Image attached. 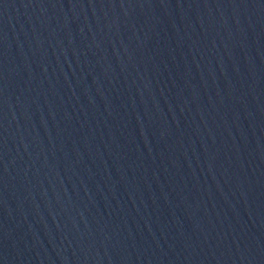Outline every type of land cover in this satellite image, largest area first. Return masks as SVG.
Wrapping results in <instances>:
<instances>
[{"label": "water", "instance_id": "1", "mask_svg": "<svg viewBox=\"0 0 264 264\" xmlns=\"http://www.w3.org/2000/svg\"><path fill=\"white\" fill-rule=\"evenodd\" d=\"M0 264H264V0H0Z\"/></svg>", "mask_w": 264, "mask_h": 264}]
</instances>
